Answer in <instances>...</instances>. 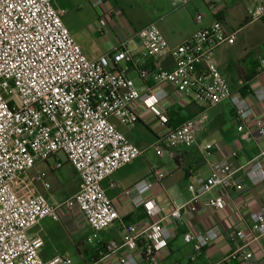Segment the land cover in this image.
I'll return each instance as SVG.
<instances>
[{
	"label": "built area",
	"instance_id": "2783aa9c",
	"mask_svg": "<svg viewBox=\"0 0 264 264\" xmlns=\"http://www.w3.org/2000/svg\"><path fill=\"white\" fill-rule=\"evenodd\" d=\"M55 1L0 0V264H72L71 259L60 256L44 260V240L29 234L46 218L59 221L61 208L83 215L93 230L88 243L118 221L119 212L102 183L144 151L111 122V117L134 128L142 119L138 109L143 108L162 128L159 142L154 145L158 156L172 157L179 148L198 146L197 134L208 121L207 113L174 126L170 106L164 105L169 95L162 84L172 85L182 104L194 102L214 108L230 101L241 140L258 142L264 138V117H253L248 101L230 88L212 59L215 49L235 44L240 31L228 32L220 20H215L170 48L155 22L138 31L131 30V38L139 39L149 53L168 54L175 62L172 71L151 70L140 66V58L125 42L90 60L64 25L67 11L55 8ZM190 1L169 0L173 10L186 7ZM205 1L216 15L221 14L224 3ZM91 4L99 13L98 34H109L108 17L114 11L107 0H91ZM262 19L264 0H256L248 12V21ZM196 21L201 23L203 15H197ZM122 63L128 71L132 68L138 72L146 83L142 89L136 87L126 69L120 68ZM260 66L264 70V59ZM255 94L264 108V87ZM212 148L205 144L203 150ZM59 155L78 174L80 190L59 205L51 203L44 194L30 191L28 197L20 196L17 187L26 184L25 179L33 170L37 171L27 185L50 188L45 172L38 168L50 160H55L53 170L62 168ZM239 169L243 178L236 181L237 170L231 163L212 164L208 177H200L188 186L192 198L175 204L170 211L146 196L168 174L162 168L153 169L151 181L142 180L124 191V196L131 197L153 219L152 223L145 228L125 226L121 243L109 244L107 253L93 264H101L124 247L128 252L119 257L120 264H138L140 258L154 264L153 258L172 239L166 223L173 221L177 226L185 212L197 213V201L202 196L216 188L234 189L241 194L245 191L244 180L252 187L264 184V149ZM205 206L220 213L226 209L227 201L219 196ZM249 218L250 236L244 229L227 234L232 243L242 241L226 258L229 262L252 258L249 247L264 238V205ZM221 235L222 230L216 225L202 233L189 232L183 239L200 252Z\"/></svg>",
	"mask_w": 264,
	"mask_h": 264
},
{
	"label": "crops",
	"instance_id": "0c3cea01",
	"mask_svg": "<svg viewBox=\"0 0 264 264\" xmlns=\"http://www.w3.org/2000/svg\"><path fill=\"white\" fill-rule=\"evenodd\" d=\"M88 1L91 4V0ZM213 1L215 4L224 3L221 14L216 15L211 4L205 0H191L186 7L176 10L171 8L169 0H163V3L162 1H157L155 5L156 13L159 14L164 11L166 17L169 15L168 18L163 16L159 20V22H162L160 31L170 48L180 45L202 28L210 26L215 20H220L228 32L240 31L236 43L223 45L215 49L212 53V59L228 81L230 88L234 92L241 93L248 101L253 109V117H264V108L259 105L255 94L264 87V70L260 66V61L264 59V47L262 50H258L255 55L254 50L248 45L249 34L246 31V26L235 28L232 25L233 19L240 15V10L245 13V22L248 21V12L254 7L256 0ZM86 3L87 0H56L54 6L57 9L66 11L67 9L80 10ZM202 11H206L209 17L206 16L205 12L203 14ZM199 14L203 15L201 23L196 21V17ZM164 18L166 19L162 21ZM122 19L118 17L115 11L112 16L108 17L111 32L117 34L124 31V29H131V27H127L123 23ZM155 19L143 27L152 22L158 25ZM98 21L92 27L96 34H98ZM73 37L78 43L79 36ZM136 41L141 44V41L131 38V35H127L125 43L127 48L140 58L141 67L151 70L172 71L175 69V62L170 55L149 53L139 48ZM111 51L100 54L92 53L88 58L96 60ZM120 68L127 70L128 76L134 80L137 88L142 89L146 85L134 69L131 68L128 71V66L124 63L120 64ZM147 84L152 83L149 82ZM162 88L169 95V100L164 105L170 106L174 123L180 125L201 113H207L208 121L197 134L198 146L179 148L175 152V156L172 157L168 154L163 157L158 156L165 159L162 165H156L149 160L146 154L148 149L153 148L159 142L158 138L162 128L158 121L149 116L141 107H139L138 111L142 119L133 129L124 125L118 118L111 117V122L136 146H138L140 141L135 128L140 124L146 129L150 128L154 136L151 146L146 148L138 146L144 151L142 156L118 170L111 178L106 179L102 183L107 195L119 212V219L113 226L102 231L97 240L88 243L87 240L92 235L93 230L83 215L79 211H68L61 208L59 210V221L46 218L29 231L30 236L40 237L44 240L41 250L44 260L60 256L71 259L72 264H93L99 259L100 254L97 251L101 246L121 243L125 226L129 224H136L141 228L149 226L153 219L146 215L142 207H137L131 197L124 196V191L142 180L151 181L153 169L159 167L167 171L168 174L160 184H155L146 196L154 198L165 211H170L175 204L187 202L192 198L193 193L188 189V186L200 177H208L211 174L212 164L217 162L231 163L237 170L234 179L240 181L243 178V172L239 169L240 166L257 156L264 149V138L259 139L258 142L241 140V134L238 132L239 123L230 101L214 108L194 102L182 104L179 102L180 97L172 85L165 83L162 84ZM253 117L252 120L254 119ZM205 144H211L213 148L206 152L203 150ZM59 159L63 163L62 168L68 167L72 172L71 191L67 193L65 191L66 188L59 182L53 185L48 180L47 182L50 184L48 189L41 184H34L32 187L34 194H44L51 203L57 205L71 197L70 193L72 190L76 189L78 192L82 185L78 174L66 159L60 158V156ZM50 161L43 166H46L50 172H54L56 170L52 169ZM244 184L245 191L241 194L236 193L234 189L226 191L222 188H216L197 201V213L185 212L177 226L173 221H168L166 226L172 235V239L165 249L153 258L152 262L154 264H264V238L249 247L252 258L246 261L229 262L226 260L228 255L242 244L241 240L230 242L227 237L228 232L244 229L250 236L249 216L264 205V184L260 187H252L247 180H244ZM219 196H223L227 201L224 211L217 213L214 209L205 206L207 201ZM216 225L222 230V235L215 243L207 246L202 251L197 252L193 244L184 242L185 234L189 232L194 234L202 233ZM127 252L128 249L124 247L101 264H120L119 257ZM138 264L147 263L140 258Z\"/></svg>",
	"mask_w": 264,
	"mask_h": 264
},
{
	"label": "rangeland",
	"instance_id": "374dc122",
	"mask_svg": "<svg viewBox=\"0 0 264 264\" xmlns=\"http://www.w3.org/2000/svg\"><path fill=\"white\" fill-rule=\"evenodd\" d=\"M157 1H162L163 3V0H107L108 6L112 10L117 12L118 17L123 18L127 22V24H129V27H131V29H124V31L120 33L118 32L117 34L113 32L105 36L96 34L95 30L92 27L95 25L96 21L99 20V13L96 9H94L92 4H90L88 0L80 10L67 9L68 13L63 17V22L73 36H79L78 43L81 45L87 57H89L92 53H107L108 51L113 50V48L117 44L125 42L127 35H131V30L138 31L145 24H147L151 20H154L155 18V21L158 23L159 29L161 28L162 22H159V20L163 16H166L164 11L160 12L159 14L156 13L155 5L157 4ZM202 12L203 14L206 13V16L209 17L206 11ZM244 16L245 13L240 10V15L237 18L233 19L232 25L235 28L246 26V31L249 34L248 45L254 50V53L256 55L258 53V50H262L264 47V19L259 21L245 22ZM168 17L169 15L166 18ZM166 18H164L162 21H164ZM191 24H193V22H191ZM128 31L130 34L128 33ZM136 43H138L139 48L147 51V49L142 46L140 42L136 41ZM135 130L139 136L138 140L140 141L138 146H143V148L151 146L154 141V136L151 129H146L140 124L137 128H135ZM146 155L153 164L162 165L164 163L163 160L165 158L158 157V155L154 151V147L148 149ZM59 156L60 158H65L63 155ZM54 164L55 160H51V167ZM39 168H41L45 172L46 179L50 183L54 185L59 182L66 188L65 191L67 193L71 191V181L73 180V176L70 168L63 167L54 172H50V170L43 165L39 166ZM36 171L37 170H33L29 172L27 178L25 179L26 184L23 183L19 187H17V189L20 190V196L26 198L30 195V191L32 193L33 186H28L27 182L29 178L36 173ZM75 193H77L76 189L72 190L70 196H73Z\"/></svg>",
	"mask_w": 264,
	"mask_h": 264
},
{
	"label": "trees",
	"instance_id": "16d2710c",
	"mask_svg": "<svg viewBox=\"0 0 264 264\" xmlns=\"http://www.w3.org/2000/svg\"><path fill=\"white\" fill-rule=\"evenodd\" d=\"M184 122H185V121H184ZM172 124H173L174 126H178V125H179V124L174 123L173 121H172ZM97 253L100 254L99 259H100L102 256H104V255L107 253V245H106V246H101L100 249L97 251ZM99 259H97L95 262L99 261ZM145 262H146L147 264H149L147 261H145Z\"/></svg>",
	"mask_w": 264,
	"mask_h": 264
}]
</instances>
